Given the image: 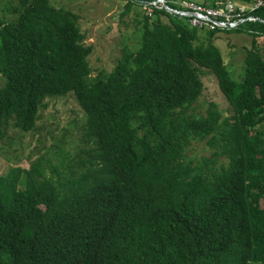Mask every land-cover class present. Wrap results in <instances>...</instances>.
Returning <instances> with one entry per match:
<instances>
[{
	"label": "trees",
	"instance_id": "trees-1",
	"mask_svg": "<svg viewBox=\"0 0 264 264\" xmlns=\"http://www.w3.org/2000/svg\"><path fill=\"white\" fill-rule=\"evenodd\" d=\"M123 1L135 40L97 69L74 10L4 4L0 141L35 130L49 97L71 95L86 130L58 185L40 160L0 174V264H264V21L209 30ZM231 28L250 36L236 78L212 40ZM205 76L226 109L200 102ZM197 141L211 156L189 158Z\"/></svg>",
	"mask_w": 264,
	"mask_h": 264
},
{
	"label": "rangeland",
	"instance_id": "rangeland-1",
	"mask_svg": "<svg viewBox=\"0 0 264 264\" xmlns=\"http://www.w3.org/2000/svg\"><path fill=\"white\" fill-rule=\"evenodd\" d=\"M183 1L211 4L214 0H180L181 3ZM6 2L7 0H0V16H9L4 6ZM49 2L55 6L72 9L79 14V24H82L88 34V41L94 43L91 54V64L94 69L110 67L120 53L117 42L121 35L127 41L135 40V34L130 32V29H133L130 22L131 15L125 14L122 18L119 15L123 0H49ZM147 4L149 0L144 2L142 7ZM126 20H128V29L124 24ZM236 30L231 28L225 32H218L212 38L213 42L220 46L225 60L230 61L235 78L240 72L241 50L250 45V36ZM256 42L259 45L263 44L264 37H258ZM203 83L204 91L200 102L213 101L219 105V108L226 109L227 103L216 82L205 76ZM51 98H47L50 101L40 110V118L35 130L23 136L13 130L12 141H0V174H5L12 166L28 167L32 162L40 160L49 174L60 177L55 180L57 185L63 181V176L68 174L67 168L76 175L74 161L85 142L83 135L86 121L71 95ZM204 109L205 106L202 105L198 112L203 113ZM34 145L36 149H32ZM211 154L212 150L203 141L193 142L187 150L189 158L194 160H200L203 156L207 158ZM262 203L264 205V200Z\"/></svg>",
	"mask_w": 264,
	"mask_h": 264
},
{
	"label": "built area",
	"instance_id": "built-area-1",
	"mask_svg": "<svg viewBox=\"0 0 264 264\" xmlns=\"http://www.w3.org/2000/svg\"><path fill=\"white\" fill-rule=\"evenodd\" d=\"M177 1L183 6L172 7L175 13L187 16L192 25L209 30L233 27L246 19L264 21L263 18L249 12L262 5L264 0H215L211 4ZM149 3L164 5L168 9L171 7L162 0H149Z\"/></svg>",
	"mask_w": 264,
	"mask_h": 264
},
{
	"label": "water",
	"instance_id": "water-1",
	"mask_svg": "<svg viewBox=\"0 0 264 264\" xmlns=\"http://www.w3.org/2000/svg\"><path fill=\"white\" fill-rule=\"evenodd\" d=\"M165 3L168 5L167 1H165ZM169 9L174 11V9L172 7H169Z\"/></svg>",
	"mask_w": 264,
	"mask_h": 264
}]
</instances>
